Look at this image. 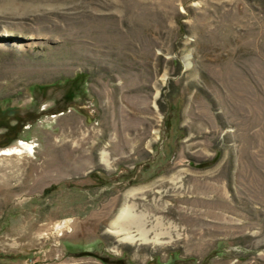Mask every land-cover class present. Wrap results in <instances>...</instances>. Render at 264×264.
Returning a JSON list of instances; mask_svg holds the SVG:
<instances>
[{
    "label": "rangeland",
    "instance_id": "obj_1",
    "mask_svg": "<svg viewBox=\"0 0 264 264\" xmlns=\"http://www.w3.org/2000/svg\"><path fill=\"white\" fill-rule=\"evenodd\" d=\"M22 142L0 264H264V0H0V153ZM161 183L179 232L119 244Z\"/></svg>",
    "mask_w": 264,
    "mask_h": 264
},
{
    "label": "bare ground",
    "instance_id": "obj_2",
    "mask_svg": "<svg viewBox=\"0 0 264 264\" xmlns=\"http://www.w3.org/2000/svg\"><path fill=\"white\" fill-rule=\"evenodd\" d=\"M189 65H191L190 62L188 63V66ZM31 150H33V147L29 143L22 142L19 147L2 150L3 153H0V156H12ZM100 161L107 169H109L112 165L110 153L106 149L101 152ZM181 179L182 173H179V175H175L171 178V180L176 184H178ZM162 185V183L158 184L150 190L156 195L155 205L157 206L154 208L152 214L146 211L139 213L137 209L138 204L136 201L139 200L138 197L142 196L143 199L146 198L147 191L145 189H132L126 193L124 196V204L111 221L108 229V233L117 238L119 244L152 245L159 247L168 243L165 242L164 239L174 238L173 232H179V229L177 228L178 226H176V229L173 230V224H167L166 216L162 215L167 209V207H161L160 205V200H162L163 196H166V192L162 190ZM155 189L158 190L156 191ZM157 198L160 200H157ZM185 199H187L185 196L181 197L180 201ZM159 202L160 204H158ZM169 212L171 211L169 210Z\"/></svg>",
    "mask_w": 264,
    "mask_h": 264
}]
</instances>
